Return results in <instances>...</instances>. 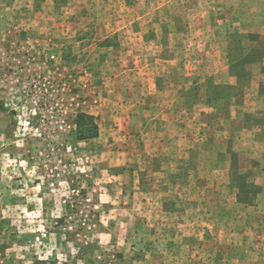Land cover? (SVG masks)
<instances>
[{
	"label": "rangeland",
	"instance_id": "rangeland-1",
	"mask_svg": "<svg viewBox=\"0 0 264 264\" xmlns=\"http://www.w3.org/2000/svg\"><path fill=\"white\" fill-rule=\"evenodd\" d=\"M251 231L264 257V0H0V264Z\"/></svg>",
	"mask_w": 264,
	"mask_h": 264
},
{
	"label": "crops",
	"instance_id": "crops-1",
	"mask_svg": "<svg viewBox=\"0 0 264 264\" xmlns=\"http://www.w3.org/2000/svg\"><path fill=\"white\" fill-rule=\"evenodd\" d=\"M179 231H183V230H179ZM249 231H250V229H249ZM193 234H195V231H193ZM245 234H246V236L243 237V240L237 244L238 245L237 247L241 249L240 253L231 254L228 251V253L224 252L223 255H217L216 252H214V254H213L214 256H211V254H208V256H204V254H199V255L195 256V253L197 254V252L193 251L192 259H189L185 262L183 256L181 255L183 262L177 258V263L180 264V261H181V264H213V261H214V262H217L218 264H227L228 262H231L230 259L232 260V258H233L232 262L234 264H248L250 261H254V260H257L260 264H264V257L263 256L261 257L259 255H255L253 252L249 251L250 248L253 246V241H252L254 238V236L252 235L253 231L247 232ZM184 237H185V233L183 232L182 239L179 240L178 242H176V247H174V248H177L180 250L181 249L184 250L186 248L187 249L192 248L193 250L194 249L200 250L199 246L201 247V242L197 243V245H195L193 243L192 245H194V246H191L189 243L184 241ZM225 243L226 242H222L221 244L226 245ZM171 245L172 244H167L166 249L169 250ZM215 245L217 246L216 242H212L211 240H209L208 252L211 253V250L215 247ZM229 245L231 246V244H229ZM151 246H153V244H151ZM190 246H191V248H190ZM227 247L228 246L226 245L224 248L227 249ZM170 254H172V253H170ZM205 254H207V252H205ZM167 256H168V254H166V257ZM217 256H220V257H217ZM150 257L147 256L146 260L150 261V264H155L156 262H153V261H155L154 260L155 254H152ZM169 257H170V255H169ZM216 259H218V261ZM190 262H192V263H190Z\"/></svg>",
	"mask_w": 264,
	"mask_h": 264
},
{
	"label": "trees",
	"instance_id": "trees-1",
	"mask_svg": "<svg viewBox=\"0 0 264 264\" xmlns=\"http://www.w3.org/2000/svg\"><path fill=\"white\" fill-rule=\"evenodd\" d=\"M89 122L91 123V126L89 128V131L91 132L89 136H85L84 138H92L97 135V126L95 123H93V117L92 116H86Z\"/></svg>",
	"mask_w": 264,
	"mask_h": 264
}]
</instances>
